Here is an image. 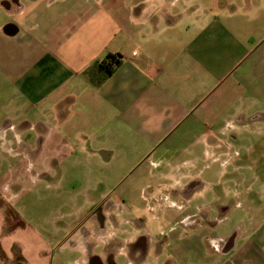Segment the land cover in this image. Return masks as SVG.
Masks as SVG:
<instances>
[{
	"label": "crops",
	"instance_id": "obj_1",
	"mask_svg": "<svg viewBox=\"0 0 264 264\" xmlns=\"http://www.w3.org/2000/svg\"><path fill=\"white\" fill-rule=\"evenodd\" d=\"M18 3L16 29H0V80L31 109L44 103L49 120L26 123L44 126L40 145H60L53 159H75L80 175L148 176L143 188L164 191L176 173L194 175L202 159L227 165L233 146L255 169L264 152V0ZM109 53H119L122 64L104 82H91L85 70ZM256 190L238 232L214 245L210 256L221 264H264V183ZM16 197L0 187V264L104 262L89 237L97 223L89 211L63 242L75 255L66 261L65 251H53V240L21 217ZM146 252L104 256L113 264L117 254L127 264L192 260L191 251Z\"/></svg>",
	"mask_w": 264,
	"mask_h": 264
},
{
	"label": "rangeland",
	"instance_id": "obj_2",
	"mask_svg": "<svg viewBox=\"0 0 264 264\" xmlns=\"http://www.w3.org/2000/svg\"><path fill=\"white\" fill-rule=\"evenodd\" d=\"M49 116L44 103L31 109L0 80V187L17 193L15 209L53 240V251H65L66 261L74 259L71 248L63 245L76 228L73 221L101 205L105 219L92 224L89 237L94 250L103 253L104 262L109 259L105 251H141L133 245L143 238L146 256L150 251H191V264H221L220 256L210 255L221 237L237 233V224L248 218L251 210L247 207L256 199V187L264 183L260 176L264 152L253 169V159L243 164L241 154L236 153L240 148L233 146L225 157L227 165H221L220 158L202 159L194 175L176 173L171 189L143 188L142 179L150 177L137 173L80 175L75 159H53L60 145H40L44 126L26 123L45 122ZM58 154L62 155L61 150ZM179 259L185 263L187 257ZM116 262L127 264L128 258L117 254ZM167 263L165 259L160 264Z\"/></svg>",
	"mask_w": 264,
	"mask_h": 264
},
{
	"label": "flooded vegetation",
	"instance_id": "obj_3",
	"mask_svg": "<svg viewBox=\"0 0 264 264\" xmlns=\"http://www.w3.org/2000/svg\"><path fill=\"white\" fill-rule=\"evenodd\" d=\"M20 12L21 6L18 3V0H0V29H3L7 32H12L14 29H16V23L14 19L16 15L20 14ZM101 209V205H94L89 212L97 219L99 223L102 224V221L105 219V217L102 213H100ZM143 242L144 240L142 238L133 245V248H138L141 249V251H144ZM91 264H113V262L109 259L106 262H102L99 258H95L92 259Z\"/></svg>",
	"mask_w": 264,
	"mask_h": 264
},
{
	"label": "trees",
	"instance_id": "obj_4",
	"mask_svg": "<svg viewBox=\"0 0 264 264\" xmlns=\"http://www.w3.org/2000/svg\"><path fill=\"white\" fill-rule=\"evenodd\" d=\"M122 64L119 53H109L100 60H96L89 66L85 73L93 83L100 84L104 82L112 73ZM7 214H15L10 205H4ZM20 262H24L21 260Z\"/></svg>",
	"mask_w": 264,
	"mask_h": 264
},
{
	"label": "clouds",
	"instance_id": "obj_5",
	"mask_svg": "<svg viewBox=\"0 0 264 264\" xmlns=\"http://www.w3.org/2000/svg\"><path fill=\"white\" fill-rule=\"evenodd\" d=\"M77 249L81 251V254L83 255V249L81 248L79 242L77 243ZM82 264H86V259L82 261Z\"/></svg>",
	"mask_w": 264,
	"mask_h": 264
}]
</instances>
